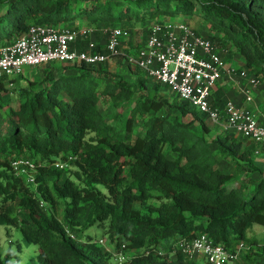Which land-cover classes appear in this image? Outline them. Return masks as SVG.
<instances>
[{
	"label": "trees",
	"instance_id": "obj_1",
	"mask_svg": "<svg viewBox=\"0 0 264 264\" xmlns=\"http://www.w3.org/2000/svg\"><path fill=\"white\" fill-rule=\"evenodd\" d=\"M197 15L217 34L209 36L216 44L235 46L264 81V0H0V45L33 24L134 31L139 23L180 16L189 24ZM97 48L106 50L105 44ZM64 64L45 67L40 83L14 88V102L2 100L7 78H0V242L3 226H17L38 246L41 264H210L180 251L171 256L177 238L202 232L229 246L259 244L250 236L254 225H264L257 142L223 127L214 134L178 95L176 103L151 96L147 73L134 83L105 63ZM227 100L211 97L222 112ZM130 101L127 116L114 114L123 118L121 126L101 109ZM21 157L38 166V187L30 194L12 177ZM62 159L68 167L55 166ZM93 227L109 235L117 254L105 249ZM163 242L169 249L160 248ZM0 264H19L18 254L0 249ZM242 264H264L261 244Z\"/></svg>",
	"mask_w": 264,
	"mask_h": 264
},
{
	"label": "built area",
	"instance_id": "obj_2",
	"mask_svg": "<svg viewBox=\"0 0 264 264\" xmlns=\"http://www.w3.org/2000/svg\"><path fill=\"white\" fill-rule=\"evenodd\" d=\"M102 29L107 34L105 51H99L98 43L91 39L96 27L33 24L15 42L0 45V78L18 77L26 67L51 62L96 64L123 55L129 65L145 70L150 77L167 85L181 100L207 114L213 122L240 137L253 139L258 144L255 154H264V124L251 109L228 99L222 112L211 102L213 91L226 72H235L227 68L224 57L227 48L220 50L209 36L185 22L170 21L155 22L137 54H128L121 46L123 40L132 35L131 28L118 25ZM82 41L86 42L84 46H80ZM240 76L253 86L261 83L260 78L249 69H242ZM224 114L225 120L222 118ZM54 164L58 168H65L69 161L62 159ZM13 167L17 174L27 169L38 171L35 161L26 157L15 160ZM31 181L35 182L34 176ZM259 246L245 241L229 246L215 242L205 232L190 238H177L172 244L174 250L185 256L203 258L210 264L242 261L248 250ZM120 259L124 260L125 256L122 255Z\"/></svg>",
	"mask_w": 264,
	"mask_h": 264
},
{
	"label": "rangeland",
	"instance_id": "obj_3",
	"mask_svg": "<svg viewBox=\"0 0 264 264\" xmlns=\"http://www.w3.org/2000/svg\"><path fill=\"white\" fill-rule=\"evenodd\" d=\"M86 1H91V0H82V2ZM199 15H197V18H194L191 20L189 23L190 26H192L195 30L198 32H202L204 30L202 25H205L203 22H201ZM173 21L177 22H184L183 17H174L172 18ZM162 21V22H161ZM153 21L152 23H139L138 25L135 26L134 31H132V35H130L128 38H125L123 40V44L121 46V49L128 54H137L138 50L143 46L145 41L147 40L148 36L150 35L151 28L155 22L159 23H164L165 21ZM207 27V26H206ZM205 27V28H206ZM210 26H208L209 28ZM102 28H105L104 26L97 27L94 33L92 34V38L94 41H96L100 47H103L104 44L106 43L107 40V34L103 31ZM203 34L207 35L206 33L203 32ZM83 44L85 45L86 42L82 41L80 45ZM227 47V51L225 53H229L228 55L231 57L228 59L227 63V68L228 69H234L235 72L232 74L236 75L237 77L239 76L240 71L243 69L245 66V60L241 57L238 56L237 54L234 53V49H232L228 45H224ZM221 47V46H220ZM238 59V60H237ZM241 62V63H240ZM106 68H109L113 72H116L120 74L121 76L124 77V79L128 82H138V80L144 78L146 75V72L144 70L134 68L132 65H129L127 62H125L124 56H119L111 61H108L105 63ZM241 64V66H240ZM65 64L62 62H52L48 64H43L37 67H26L24 74L21 76H18L17 78H8L6 83H5V88L4 91L2 92V100L4 102H14V100L17 99L18 94L14 90V88H20L21 86H24L27 84V82L33 80L36 82H41L43 79V69L45 67L50 68L52 70H59L63 68ZM228 74V72H226ZM149 77V76H148ZM240 84V83H239ZM261 84H264V82L261 81ZM238 87V86H237ZM149 89L151 96L158 98V99H166L170 101L171 103H176V102H181L177 95L171 91V89L167 85H163L159 83V81L155 79H151L149 82ZM264 92V87L257 88L256 93L262 95ZM133 101L131 102H126L122 105H119L115 107L111 102L108 103H102L101 104V109L103 110L104 114L106 115L107 119L111 122H115L118 124V126H121V120H117L114 118V114L121 110L124 114V116H127L133 105ZM196 109V108H195ZM197 110V109H196ZM199 115L201 116L202 120L206 122V124L212 129L213 133H219L221 132V126L217 122H213L211 119L208 118L207 114L200 112L197 110ZM189 120L190 117H187ZM257 165L259 166L260 170L262 173H264V159L263 158H257ZM68 167V166H67ZM74 167V166H72ZM70 166V168H72ZM224 167L227 169H233L232 165H228L225 163ZM38 171L27 169L25 172L22 173H16L14 172L13 174V180H16V178H21V182L19 181L18 186L20 187V192L22 194H30L32 190H36L38 187L37 182L31 181V177H35ZM70 171L67 170V174ZM260 172V175H262ZM63 181V179H62ZM16 213L20 215L21 218L27 216L26 211H21L19 209H16ZM256 228V236L258 240H263L264 239V229L256 224L254 225ZM92 234L97 237H104L103 238V245L105 249L109 250V252H114L117 254V249L114 247V242L113 240L109 237V235H103L102 229H97L95 227L91 228ZM169 243L168 242H163L160 245V248L163 250H167ZM9 248H12L17 254L19 258V264H41L37 260V254L39 251V248L36 244L29 243L24 239L22 231L17 227V226H11V227H5L3 226L1 228V242H0V249L2 254L4 255ZM134 251H122L123 254L126 256L132 255ZM176 250H173L172 252V257L176 256ZM125 260V259H124ZM240 263V262H238Z\"/></svg>",
	"mask_w": 264,
	"mask_h": 264
},
{
	"label": "crops",
	"instance_id": "obj_4",
	"mask_svg": "<svg viewBox=\"0 0 264 264\" xmlns=\"http://www.w3.org/2000/svg\"><path fill=\"white\" fill-rule=\"evenodd\" d=\"M163 21L170 22V21H166V20H163ZM202 26H203L204 30L200 33L203 34V32H204L207 34L206 36L217 35L214 31L210 30V27L208 28L209 25L205 24ZM217 45L220 48V50H223V48H227V47L219 45V44H217ZM230 47L232 49H234L235 54H237L238 56H241L236 51L235 46L232 45ZM228 54L229 53H224V57L226 58L227 63H228V59L231 57V55L229 56ZM240 66H241V64H240ZM33 67H36V66H33ZM245 68L248 69L246 65L243 67V69H245ZM252 73H254V72H252ZM262 82H264V81H262ZM259 87L263 88L264 84L260 83L256 86H253L249 83V81L246 78H242L240 76V73H239L238 77L234 74L228 73V74H225L224 77L217 84L216 88L213 91V97L214 98L222 97V98H228V99L234 100L237 104L251 109L256 114L259 121L264 124V92L262 95L257 94L256 89ZM256 158H263L264 159V154H262L261 156H258ZM260 226L264 229V225H260ZM255 228L256 227L254 226L250 230V236L257 237ZM259 244H261V246L264 248V239L262 241L259 240ZM239 262L240 263L230 262L228 264H242L243 259H242V261H239Z\"/></svg>",
	"mask_w": 264,
	"mask_h": 264
}]
</instances>
